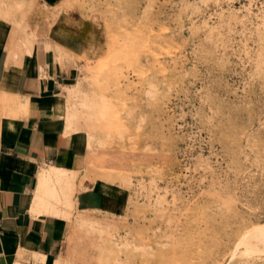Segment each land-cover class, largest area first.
Instances as JSON below:
<instances>
[{
	"label": "rangeland",
	"instance_id": "rangeland-1",
	"mask_svg": "<svg viewBox=\"0 0 264 264\" xmlns=\"http://www.w3.org/2000/svg\"><path fill=\"white\" fill-rule=\"evenodd\" d=\"M1 7L21 13L12 23L28 45L40 21L51 27L31 5ZM61 10L78 13L86 35L75 57L80 96L62 91L59 106L84 99L77 107L98 150L73 188L103 175L126 202L117 214L94 210L100 226L70 222L58 258L264 264V245L242 246L264 224V0H64Z\"/></svg>",
	"mask_w": 264,
	"mask_h": 264
},
{
	"label": "crops",
	"instance_id": "crops-1",
	"mask_svg": "<svg viewBox=\"0 0 264 264\" xmlns=\"http://www.w3.org/2000/svg\"><path fill=\"white\" fill-rule=\"evenodd\" d=\"M63 2L0 0V10L2 3L31 5L35 17L39 12L52 22L48 28L40 21V36L31 47L12 23L21 13L0 12V264H36L35 255L45 256L49 263L58 258L71 221L32 211L39 174L50 166L86 172V136L66 135L57 112L63 87L76 79L75 57L82 55L86 35L78 13L56 12ZM44 8L53 11L45 15ZM21 105L26 114L24 110L17 116L7 115L8 109ZM83 186L85 190L77 191L74 198L78 211L117 214L123 210L125 193L101 180L84 181Z\"/></svg>",
	"mask_w": 264,
	"mask_h": 264
},
{
	"label": "bare ground",
	"instance_id": "bare-ground-1",
	"mask_svg": "<svg viewBox=\"0 0 264 264\" xmlns=\"http://www.w3.org/2000/svg\"><path fill=\"white\" fill-rule=\"evenodd\" d=\"M37 29H38L37 26L33 27L34 31H37ZM31 35L29 37H26V38H31ZM35 37L33 38L34 40H35ZM24 39H25V37H24ZM23 41L24 40H21V42H23ZM29 42H30L29 43V45H30L32 41H29ZM25 44H26V42H25ZM32 45H33V43L31 44V47H32ZM21 48L23 49V47H21ZM60 56H61V53H60L59 57ZM63 92L65 93L66 96H68L70 98H72L74 95L75 96H80L79 88L76 87V85L73 84V83H69L68 85L64 86L63 87ZM20 100H21V98H20ZM77 100L82 102L81 105L84 104V99L83 98L78 97ZM1 102H2V100H1ZM4 102H3V104H4ZM72 103H73V101H71V100L67 101L66 111H65V107H62V105H60L59 109H57L58 110L57 112H60L62 114V116L65 118L66 128L68 129V131H65L66 135L67 134H74V133H78V132H83V131L88 132L89 142H88V153H87V158H86V168H87L88 172H92L93 167H95L94 163H96L95 162L96 156H98V150H96L95 147H94L96 135H95V133L91 132V127L93 126L92 125L93 124L92 123L93 120H92L91 117L85 119L84 118L85 115L83 116V115L80 114L81 110H78V107H77L78 105H80L79 103H78V105L76 104L77 102L76 103L74 102L75 104L73 103V105H72ZM10 104H11V102H10ZM28 104H30V103H28ZM7 105H8V103H7ZM14 106H15V104L12 107H14ZM17 108L18 109H14V108L8 109L7 115H9V116H17L19 111H24L26 109L24 105H21L20 107H17ZM26 111L27 110H25L24 113ZM80 118L83 119L82 120L83 123H82V121H80ZM111 141L112 140L110 139V140H107L106 142L105 141L101 142L102 149L103 148L108 149L109 148L108 144ZM96 164H98V163H96ZM98 172L99 171H97V173ZM77 173L78 172H76V171L66 170V169H61V168H56V167H51V166L49 168H47L45 171H43L40 174V176H39L38 186H37V189H36L35 194H34L33 204H32V211L34 213H36V214L45 213V214H48V215L56 216L57 218L60 217V218L69 220V221L72 222L73 225L78 226V227H97V226L102 225V221H100L94 215V213H93L94 210L78 211L76 209V204H75V200H74V198L76 196V193H75V190H74L73 187L75 186V183H76V181L78 179ZM87 177H89V174H87L84 179H87ZM99 177H101V179L104 178L103 175H101ZM98 178L96 177V179L92 180V182L93 183L97 182ZM106 180H107V178H106ZM84 190H85V188H84ZM103 229H104V227H103ZM244 236H245V239H244V242L242 243V246L245 249L244 250L245 254L249 253V252L250 253L251 252L254 253L255 249H257V243L264 245V224L256 226V227H252L251 229H249V231ZM162 244H164V243H162ZM142 248L144 249V247H142ZM149 250H151V249H149ZM260 250H262V248H260ZM140 251H142V249H140ZM263 251H264V249H263ZM133 252H134V250H133ZM120 254H122V253H120ZM143 257H144V255H143ZM239 257H240V255H239ZM231 260H233V259L231 258ZM34 261L36 262V264H48L49 263L48 260L46 259V257L42 256V255H35ZM49 264H68V263H66L64 260H62L60 258H57L54 262H50ZM121 264H123V263H121Z\"/></svg>",
	"mask_w": 264,
	"mask_h": 264
}]
</instances>
